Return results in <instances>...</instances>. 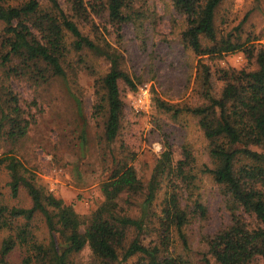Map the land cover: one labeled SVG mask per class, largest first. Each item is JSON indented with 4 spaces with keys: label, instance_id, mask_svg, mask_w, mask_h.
Listing matches in <instances>:
<instances>
[{
    "label": "trees",
    "instance_id": "1",
    "mask_svg": "<svg viewBox=\"0 0 264 264\" xmlns=\"http://www.w3.org/2000/svg\"><path fill=\"white\" fill-rule=\"evenodd\" d=\"M45 1L47 5L42 7L36 0H0V66L7 74L17 75V71L27 69L43 77L48 70L50 76L63 77L62 62L70 51L88 50L107 59L109 71L93 83L95 102L91 115L99 119L104 143L111 144L119 135L123 119L118 83L122 81L131 91L138 83L119 69L114 51L99 42L113 34L118 40L122 38L123 25L133 22L135 0H64L66 8L58 0ZM222 1L172 0L185 21L182 45L198 58L196 93L202 101L190 106L156 97L153 102L159 112L197 118L208 142L212 167L205 166L204 172L221 187L229 224L204 236L207 254L216 264H250L264 259V47H247L216 37L214 15ZM80 23L90 27L95 40L82 33ZM203 40L212 45H203ZM238 51L256 66L254 70L223 69L208 63L211 58ZM78 112L82 116L81 108ZM0 113V134L3 130L8 139L20 142L28 138L34 116L24 119L18 96L10 88H0ZM194 161L193 153L184 147L183 159L173 165L171 146L165 142L145 184L131 165L118 163L99 186L102 204L89 217H81L72 205L38 186L33 169L16 156L4 155L0 165L9 172L11 195L16 197L24 188L32 205L29 209H7L0 204V228L11 227L13 220L29 222L40 213L49 241L46 246L29 245L28 232L19 229L15 239L2 241L0 264H10L7 255L17 242L32 252L21 264H69V258L85 247L99 264H124L134 256L138 257L134 264H193L183 232L190 219L181 205L183 191L177 181L187 190L191 187ZM161 192L156 238L144 245L142 236L151 231L149 218L155 216L151 208ZM131 209H137L139 215L132 216ZM194 212L201 217L206 214L199 203H195ZM175 236L182 242L180 252L174 245ZM202 260L212 264L205 256Z\"/></svg>",
    "mask_w": 264,
    "mask_h": 264
},
{
    "label": "rangeland",
    "instance_id": "2",
    "mask_svg": "<svg viewBox=\"0 0 264 264\" xmlns=\"http://www.w3.org/2000/svg\"><path fill=\"white\" fill-rule=\"evenodd\" d=\"M25 1L28 0H20ZM36 1L42 7L47 5L45 0ZM58 2L66 8L64 0ZM132 17L133 22L123 25L120 40L113 34L99 42L114 51L119 69L138 83L134 91L122 81L118 83L123 119L116 140L111 144L104 143L99 119L91 115L95 102L93 83L109 71L110 62L88 50L70 51L62 62L63 77L50 76L48 70L44 72L45 79L27 69L17 71V75L7 74L0 66V88H10L18 96L24 119L32 115L35 120L28 128V138L22 142L8 139L1 131L0 159L4 155L16 156L34 170L38 186L64 204L72 205L79 216L89 217L103 202L100 184L118 163L131 165L145 184L165 142L171 146L173 165L183 159L186 147L195 159L191 168L195 178L188 190L182 182H177L183 191L181 205L190 219L183 230L191 251L189 257L193 264H205L203 256L216 264L207 254L203 238L228 226L229 211L221 187L204 172L205 166L212 167L208 142L197 118L189 114L173 117L159 112L153 102L158 97L171 104L198 105L202 101L196 93L198 58L182 45L185 21L174 9L172 0H135ZM214 27L218 39H228L247 47H264V0H223L215 11ZM80 29L95 40L89 26L80 23ZM203 45L212 44L203 40ZM211 59L208 63L217 68H256L246 61L241 51ZM10 181L9 172L0 165V204L7 209H29L32 202L27 191L20 188L13 197ZM161 200L162 192L153 202L151 210L155 216L149 218L151 231L142 236L144 245L155 241L154 228ZM195 203L205 208V216L194 212ZM130 214L139 215L137 209H131ZM19 229L28 232L29 245L48 244L45 219L37 213L29 222L13 220L11 227L0 228V245L8 237L15 239ZM134 234L132 232L131 238ZM174 245L179 252L183 250L177 236ZM29 253L32 252L27 246L17 242L7 255V261L21 264ZM137 258L134 256L124 264H134ZM68 263L99 264V261L85 247L72 255ZM250 264H264V259H256Z\"/></svg>",
    "mask_w": 264,
    "mask_h": 264
}]
</instances>
